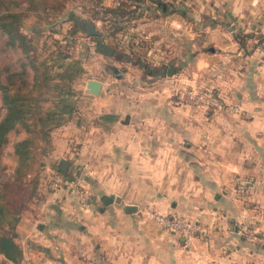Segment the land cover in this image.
Wrapping results in <instances>:
<instances>
[{
  "label": "crops",
  "instance_id": "crops-1",
  "mask_svg": "<svg viewBox=\"0 0 264 264\" xmlns=\"http://www.w3.org/2000/svg\"><path fill=\"white\" fill-rule=\"evenodd\" d=\"M162 1L179 6L181 0ZM182 1L188 17L163 14L150 3L146 12L155 9L157 20L137 17L133 29L152 34L165 25L178 36L168 16H182L190 27L185 34L188 76L174 75L158 91V100L143 93L132 99L123 93L131 75L124 69L112 87L101 81L94 101L96 116L113 114L115 121L98 116L91 132L80 121L53 131L56 157L75 153L74 142L90 156L74 165L90 173L80 176L91 197L83 206L69 185L56 192L38 188L23 199L16 228L24 253L19 264H264V0ZM117 4L108 0L105 5ZM237 34L248 35L244 44ZM117 37L127 39L123 33ZM176 53L182 57L179 49ZM198 80L241 111L207 109L174 97L180 82ZM169 95L174 98L168 100ZM149 158L159 174L179 172L182 165L206 176L185 186L164 178L149 183ZM236 178L247 183L245 201L236 191ZM149 189H161L160 197L148 201ZM182 189L196 191L184 196ZM148 209L202 221L210 232L190 243L164 230ZM245 216L258 223V241L242 235L239 223ZM0 264L14 263L0 254Z\"/></svg>",
  "mask_w": 264,
  "mask_h": 264
},
{
  "label": "rangeland",
  "instance_id": "rangeland-1",
  "mask_svg": "<svg viewBox=\"0 0 264 264\" xmlns=\"http://www.w3.org/2000/svg\"><path fill=\"white\" fill-rule=\"evenodd\" d=\"M107 1L108 0H67L66 6L63 5V8L59 7L57 4L56 10L50 9L46 12L40 11L39 14L31 13L23 20L21 26L22 32L32 41V54L36 57V63L39 65L40 62L45 61L46 66H48L47 69L44 66H40V71H37L31 65L25 66L30 80H32L33 75L45 73L44 71H46L51 78L54 77L49 81V84H51L50 89L53 90V86L58 83L57 80L59 79L56 74L58 72H63L66 64L77 62L80 66V75L70 83V88L72 90L70 100L75 102L77 111L69 122L80 121L81 125L89 128L90 132L93 128V124H96L97 121L100 122V120H97L98 116L104 114L96 116L95 113H93L95 106L94 101L96 96L100 94L93 95L87 91V81L89 79L103 81L107 83V87L109 88L112 87L113 83L117 82L116 80L119 78L117 77L118 73L116 70L125 72L124 69H126V72L131 71V75L127 76L129 81H127L128 86L126 87V92H123L124 94H130V98L135 99L136 97L138 98L140 93H143L146 94L145 99L158 100V97L161 98L158 91L166 87L165 83H168L167 86L170 85L171 80L176 74H184L183 76L187 77L190 67L188 64L189 51L186 43V33L182 35L178 34L177 36L165 25L163 29L160 28V32L152 34H145L140 32V30L133 29L137 27L136 23H133V19L137 17H147L150 23L157 20L159 13H157L155 9H148L149 11L146 12L147 7L136 6L134 8H127L131 13L130 15L125 14L123 22L119 24V28L121 27L122 29L119 33H123V35L126 34L127 39L117 37L116 40H112L114 43L113 47L115 48L113 55L102 53L101 45L95 41L93 36L88 35L86 26L84 28L78 27V25L70 20L69 14L74 13L85 21L93 23L96 29L103 35L105 41L111 42L108 36L110 35V30L113 29L108 18L109 15H106L103 9ZM183 2L185 3L186 1L181 0L178 5L182 12H186V16L184 17H188L189 10ZM21 4L25 5L26 1ZM49 6H51V4ZM179 14L182 15L181 12H179ZM156 26L159 27V25ZM172 38H174V41L171 40ZM4 41L5 37L0 35V68L5 69L6 65L10 64L13 70L21 69V64L26 62V58L23 57L20 49L7 48L1 51V49L4 48ZM177 49L180 50L182 57H179L176 53ZM60 54L65 58H62ZM60 65H64V67H59ZM166 66L172 67L175 72L169 75V71L166 72ZM160 69H165V74H160ZM144 70L147 71V74L144 73L145 75H143ZM148 72L149 74L155 72V75L149 78ZM40 81L41 78L39 79V82ZM180 85V93H176L174 97L179 94L181 99H184L188 103L199 105L188 98L186 91L193 86L207 87V85L204 86L203 82L200 83L199 80L195 84L182 81ZM38 88L45 93L43 96L50 98V100L43 101L42 106L46 109L53 108L54 104L59 101L58 97L53 96L56 95L57 91L55 90V92H53L54 90L51 91L49 87L42 84L35 88L34 94L38 93ZM26 89H28V87ZM119 94L121 95L122 93L119 92ZM174 97L173 95H169L167 99L170 100ZM0 110V114L4 116L6 111L2 107L1 91ZM154 111L160 113L159 109H154ZM56 129L57 128L54 130ZM37 130L38 127L34 126L30 132L23 127L12 130L9 135V142L0 155V182L12 180L15 169L19 163L16 160L17 157L14 155V145L17 141L28 139L27 146L24 149V152H26V159L23 161L22 167H20V179L8 190L10 195L12 196V193L18 189L24 190L22 193H24L23 199H25L27 196L33 195L38 188L48 189L47 182L54 173H60L58 168H60V165L65 160L69 161V172H67L68 174L66 175L67 179L79 186H83V178H81L80 174L82 173L85 177L86 174L90 173H86V169L84 167L82 168L80 165L81 168L77 170L74 161L78 159L89 160L90 156L81 154V143H73V146L77 148L75 149V153L70 152L62 157H56L53 154L55 149L53 145V132L50 135V142H46L47 140L45 141ZM184 147L186 148V146ZM151 160V158L148 159L149 170L147 172V178L149 183L155 182L157 178L159 180L164 178V182H183L185 186L188 182L199 181L206 176L204 173H199L194 170L188 171L187 167L182 165L179 167V172L159 174L154 171V162L151 163ZM183 162L184 159L181 163ZM190 169H195V167L190 166ZM27 173L28 175H26ZM140 175L143 176L144 174L142 173ZM132 176L136 178V173H133ZM236 182L237 191L238 184L246 181L236 178ZM191 191L196 190L182 189L184 196L187 195V192L190 193ZM148 192L150 193L148 201L156 200L160 197L161 189H149ZM146 211L152 214V210L148 209ZM181 217L188 218L182 215Z\"/></svg>",
  "mask_w": 264,
  "mask_h": 264
},
{
  "label": "trees",
  "instance_id": "trees-1",
  "mask_svg": "<svg viewBox=\"0 0 264 264\" xmlns=\"http://www.w3.org/2000/svg\"><path fill=\"white\" fill-rule=\"evenodd\" d=\"M24 1H26V4L22 5L21 3ZM114 1H118L116 6H104L103 8L104 13L109 15L108 18L113 29L110 30L111 42H106L102 34L93 36L95 41L101 45L102 53L106 55H113L115 51L112 40H116V34L122 30L121 27L119 28V24L123 22L124 15H130L131 13L129 9L127 10L128 7H149L150 3H154L163 14L181 12L182 16H186V12H182L179 6H171L162 0ZM66 2L67 0H0V35L5 37L4 48L1 51L7 48L20 49L21 54L26 58V62L21 64V69L13 70L10 64H7L5 69L0 68L2 107L6 111L4 116L0 114V155L9 142V135L12 130L23 127L30 132L33 126L38 127L37 132L39 135L45 141L47 140L46 142H50V135L53 130L67 124L77 111L75 102L70 100L72 95L70 83L81 73L78 63H68L63 72L56 74L59 79L57 80L58 83L53 86L54 91L50 89L51 84H49V81L54 77L51 78L46 71H44L45 73L33 75L32 80H30L25 66L31 65L37 71H40V66H44L46 69L48 66H46L45 61L40 62L39 65L36 63V57L32 54V41L21 30L23 20L31 13L39 14L40 11L56 10L57 4L63 8L66 6ZM50 4L51 6H49ZM164 5H166V8H164ZM69 17L78 27H85L83 18L74 13H70ZM246 36L248 35L237 34L236 38L244 44ZM260 41H264V38ZM61 57L65 58L64 56ZM59 67H64V65ZM40 78L41 81L39 82ZM42 84L49 87L53 92L57 91L56 95L53 96L58 97L59 101L54 104L53 108L46 109L42 106L43 101L50 100V98L43 96L45 93L42 90L38 88V93L34 94L35 88ZM27 87L28 89H26ZM100 118L103 122H113L117 119L113 114H104ZM27 140L17 141L14 145V155L19 163L12 180L0 182V254L14 264L21 263L24 256L23 249L16 242V228L20 219L21 201L24 196L22 191L24 190L18 189L12 193V196L8 190L20 179V167L26 159L24 149L27 146ZM58 171L65 177L68 174L63 172L61 168H58Z\"/></svg>",
  "mask_w": 264,
  "mask_h": 264
},
{
  "label": "built area",
  "instance_id": "built-area-1",
  "mask_svg": "<svg viewBox=\"0 0 264 264\" xmlns=\"http://www.w3.org/2000/svg\"><path fill=\"white\" fill-rule=\"evenodd\" d=\"M179 16V17H178ZM173 30L178 34H185L190 29L188 22L178 14H171L168 16ZM188 98L198 103L199 105L214 110H226L231 113H239L241 108L239 105L231 104L220 96L213 87H191L187 91ZM72 185L74 193L80 198L83 206L89 204L90 196L82 186L76 183H71L63 174L54 173L50 180L47 182L48 189L53 192L65 189L67 186ZM247 183L240 182L237 186L239 198L242 201L247 199ZM153 218L159 223L163 229L168 232H175L182 234L185 239L193 243L195 239H204L210 232L208 226L199 220H192L177 215H169L160 213L152 209ZM240 231L245 239L255 242L259 238V225L257 222L248 219L246 216L240 222Z\"/></svg>",
  "mask_w": 264,
  "mask_h": 264
},
{
  "label": "water",
  "instance_id": "water-1",
  "mask_svg": "<svg viewBox=\"0 0 264 264\" xmlns=\"http://www.w3.org/2000/svg\"><path fill=\"white\" fill-rule=\"evenodd\" d=\"M164 8H166V5H164ZM84 24L86 25V30H87V33L89 36L100 35V32L96 29V27L93 23L88 22V21H84ZM173 71H174L173 68L169 69L170 74H172ZM116 72L118 73L117 77H120L122 72L119 70H116ZM102 87H103V83L99 80L91 79L87 83V91L93 95H99L101 93ZM68 166H69V161L65 160L60 165V168L63 172H67ZM110 199H111L110 197L106 198V200H110ZM106 200H105V203H107ZM131 209H135V208L132 207Z\"/></svg>",
  "mask_w": 264,
  "mask_h": 264
}]
</instances>
